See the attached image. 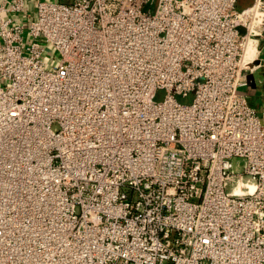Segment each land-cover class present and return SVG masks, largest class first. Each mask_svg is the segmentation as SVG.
Segmentation results:
<instances>
[{
	"label": "built area",
	"instance_id": "1",
	"mask_svg": "<svg viewBox=\"0 0 264 264\" xmlns=\"http://www.w3.org/2000/svg\"><path fill=\"white\" fill-rule=\"evenodd\" d=\"M236 3L0 0V264H264V0Z\"/></svg>",
	"mask_w": 264,
	"mask_h": 264
},
{
	"label": "crops",
	"instance_id": "2",
	"mask_svg": "<svg viewBox=\"0 0 264 264\" xmlns=\"http://www.w3.org/2000/svg\"><path fill=\"white\" fill-rule=\"evenodd\" d=\"M254 0H245V5L243 8L251 5ZM257 86H252L250 88L254 89V93L251 94V102L256 105L260 110L264 109V69H260L257 72Z\"/></svg>",
	"mask_w": 264,
	"mask_h": 264
},
{
	"label": "rangeland",
	"instance_id": "3",
	"mask_svg": "<svg viewBox=\"0 0 264 264\" xmlns=\"http://www.w3.org/2000/svg\"><path fill=\"white\" fill-rule=\"evenodd\" d=\"M245 0H237V3H236V7L238 9H242L243 6L245 5ZM245 92H248L250 94H253L255 91L253 88H250V87H247L246 89H244ZM163 95L162 92H159L158 93V98H161ZM178 99L181 101V102H190L192 100V94L189 95V96H179Z\"/></svg>",
	"mask_w": 264,
	"mask_h": 264
}]
</instances>
